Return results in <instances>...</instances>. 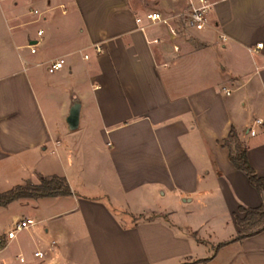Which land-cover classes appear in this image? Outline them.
Masks as SVG:
<instances>
[{
    "label": "crops",
    "instance_id": "crops-1",
    "mask_svg": "<svg viewBox=\"0 0 264 264\" xmlns=\"http://www.w3.org/2000/svg\"><path fill=\"white\" fill-rule=\"evenodd\" d=\"M212 1L196 31L186 0H0V191L71 190L1 207L0 264H264V229L233 241L264 191L223 145L264 179V0Z\"/></svg>",
    "mask_w": 264,
    "mask_h": 264
},
{
    "label": "trees",
    "instance_id": "trees-1",
    "mask_svg": "<svg viewBox=\"0 0 264 264\" xmlns=\"http://www.w3.org/2000/svg\"><path fill=\"white\" fill-rule=\"evenodd\" d=\"M223 145L228 150V158L235 168L242 171L248 178L249 183L259 192L264 191V179L257 177L248 163L246 150L239 143L235 133L231 130ZM71 195V190L64 178L52 176L41 178L39 184L17 185L12 189L0 191V207H6L18 199H37L44 197L66 196ZM242 219H236L238 228L237 235L233 239L239 240L244 237L254 235L264 229V210L263 209H243ZM223 244H219L217 247ZM205 262V260H199Z\"/></svg>",
    "mask_w": 264,
    "mask_h": 264
},
{
    "label": "built area",
    "instance_id": "built-area-1",
    "mask_svg": "<svg viewBox=\"0 0 264 264\" xmlns=\"http://www.w3.org/2000/svg\"><path fill=\"white\" fill-rule=\"evenodd\" d=\"M214 5V2L212 0H186V11H183L178 14V16H183L184 21L186 23V26L188 28H191L193 30L199 31L204 29L208 24V14L212 10V7ZM144 18L152 23H161L165 22L166 19L161 15L160 12L157 11H151L147 12L144 15ZM42 34L41 30L37 31V35L40 36ZM153 42H157V40H154ZM261 47V44H257L255 46V49H258ZM31 53H35L34 45H29ZM94 49L96 52H100V47L95 45ZM254 51V50H252ZM87 58V56H85ZM64 60L63 59H57L53 62H51L47 66V72L52 74L59 70H61L64 67ZM256 124H262L263 122L261 120H255ZM251 134H253V131H251ZM35 225V221L30 218H20L16 219L12 222L10 229L6 233L7 239H13L15 238L16 234L22 230L28 229ZM34 256L41 257L42 254L40 252H35ZM20 262L23 261V259L20 257Z\"/></svg>",
    "mask_w": 264,
    "mask_h": 264
},
{
    "label": "rangeland",
    "instance_id": "rangeland-1",
    "mask_svg": "<svg viewBox=\"0 0 264 264\" xmlns=\"http://www.w3.org/2000/svg\"><path fill=\"white\" fill-rule=\"evenodd\" d=\"M132 1H135L136 3H138V5H140V6L144 7V8L147 7L148 2H149V0H130V2H132ZM27 183L34 185V183H31V182H26L25 184H27ZM25 184H23V185H25ZM13 208H14V206L7 207V208H1L0 207V222H4V223L9 222L11 213L13 211H15V210H12Z\"/></svg>",
    "mask_w": 264,
    "mask_h": 264
},
{
    "label": "water",
    "instance_id": "water-1",
    "mask_svg": "<svg viewBox=\"0 0 264 264\" xmlns=\"http://www.w3.org/2000/svg\"><path fill=\"white\" fill-rule=\"evenodd\" d=\"M79 104H73L69 109L66 122L69 130H74L78 125Z\"/></svg>",
    "mask_w": 264,
    "mask_h": 264
}]
</instances>
